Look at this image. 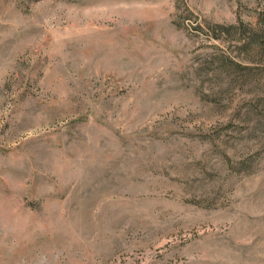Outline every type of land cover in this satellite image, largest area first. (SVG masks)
<instances>
[{"label":"rangeland","instance_id":"rangeland-1","mask_svg":"<svg viewBox=\"0 0 264 264\" xmlns=\"http://www.w3.org/2000/svg\"><path fill=\"white\" fill-rule=\"evenodd\" d=\"M0 264H264V0H0Z\"/></svg>","mask_w":264,"mask_h":264}]
</instances>
